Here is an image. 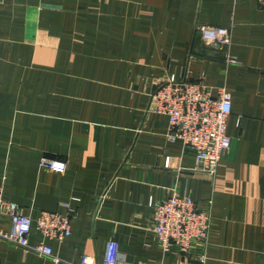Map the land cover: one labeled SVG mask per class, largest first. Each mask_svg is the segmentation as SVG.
<instances>
[{
	"label": "crops",
	"instance_id": "crops-1",
	"mask_svg": "<svg viewBox=\"0 0 264 264\" xmlns=\"http://www.w3.org/2000/svg\"><path fill=\"white\" fill-rule=\"evenodd\" d=\"M200 25L229 27L231 47L207 43ZM169 75L232 93L231 146L214 177L152 109ZM0 186L33 221L73 210L72 233L46 240L61 263L1 241L0 264H103L111 240L121 264H192L204 249L205 264H264V5L0 0ZM173 193L212 201L208 241L188 253H164L154 232L150 202ZM42 239L34 226L31 242Z\"/></svg>",
	"mask_w": 264,
	"mask_h": 264
},
{
	"label": "built area",
	"instance_id": "built-area-1",
	"mask_svg": "<svg viewBox=\"0 0 264 264\" xmlns=\"http://www.w3.org/2000/svg\"><path fill=\"white\" fill-rule=\"evenodd\" d=\"M257 1L264 5V0ZM199 31L209 44L228 48L232 45L229 27L200 25ZM150 97L152 109L168 118L167 138L170 141L181 140L185 146L193 148L196 155L195 168L214 177L223 154L231 146L227 130L232 113V93L226 88H220L215 93L202 83L169 75L150 91ZM41 166L55 172H64L67 162L44 157ZM150 206L153 208L154 232L164 253L171 251L173 246L188 253L193 242L207 243L212 221L211 200L203 208L198 206L191 195L173 193L158 203L151 200ZM72 212V209L67 213L42 210L36 221H33L30 215L23 213L19 203L5 198L3 186H0V218L7 215L10 220L9 230L0 227V242L20 247L25 255L35 253L61 263V258L46 240L62 241L72 233ZM33 225L43 237L38 243L30 240ZM206 259L204 249L192 264H205ZM78 264L98 263L89 256H83ZM103 264H121L118 244L113 240L107 244Z\"/></svg>",
	"mask_w": 264,
	"mask_h": 264
}]
</instances>
